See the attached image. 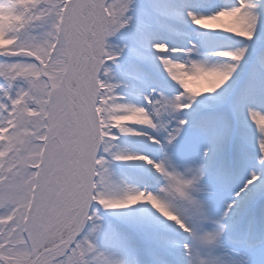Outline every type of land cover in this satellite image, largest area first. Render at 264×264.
<instances>
[{"label":"snow or ice","instance_id":"snow-or-ice-1","mask_svg":"<svg viewBox=\"0 0 264 264\" xmlns=\"http://www.w3.org/2000/svg\"><path fill=\"white\" fill-rule=\"evenodd\" d=\"M134 7L0 0L19 17L5 24L11 43L0 48V264H120L96 237L123 247L131 233L99 225V207L124 210L122 223L143 234L140 264H193L197 248L221 233L227 264H264V234L254 235L250 209L264 197V0H199L172 17L148 4L146 24L188 18L208 30L187 49L153 43L158 53L190 57L214 42L216 62L160 56L178 88L171 96L153 89L145 106L123 102L109 83L108 62L119 54L107 38L130 24ZM258 25L253 48L243 41H256ZM225 33L242 46L229 48ZM121 135L145 137L146 154L114 151ZM113 161L143 162L151 168L139 179L164 183L158 192L126 186L117 194ZM144 205L172 222L171 234L136 215ZM209 256L208 264H225Z\"/></svg>","mask_w":264,"mask_h":264},{"label":"bare ground","instance_id":"bare-ground-1","mask_svg":"<svg viewBox=\"0 0 264 264\" xmlns=\"http://www.w3.org/2000/svg\"><path fill=\"white\" fill-rule=\"evenodd\" d=\"M150 1L151 0H137L136 9L133 11V15H132L133 17V20L131 21L132 27L127 30V34L128 36H130V40H128L127 38L124 39V41L128 43L131 41V39H135L138 42L142 43V46L144 48L142 50L140 59L142 62H144L147 65L140 67H132V71L130 70L127 73V76L123 77L126 81L125 89H124L125 92L123 94L124 97L127 96L128 98H130L131 101L140 102L143 104H145L144 101L145 96L143 95L144 92L148 94V96H152L154 95L152 90L155 89L156 93H163L164 95L170 93L174 95L176 88H178V86H176L174 82L170 80V77L168 76L167 72L164 70L163 65L161 64L159 59L160 56L170 55L173 59H178L182 62L188 59H203L206 60L209 64L216 62L215 58L210 57L208 55V52L211 50L210 48L214 46V42L208 44L210 48H206V46L201 47L199 50V55L193 53L190 57L187 56L182 51L177 53H164V54L158 53L152 47L153 43H165L170 49L171 48L187 49L191 47V44L193 42H197L198 40L200 41L206 40L205 33L208 30L198 28L196 25L192 24L191 20L188 18L181 20H171L169 22V25L165 27H161L159 25L156 28L151 27L149 24L143 22L141 10H140V8L147 6ZM164 1L166 6L164 7L163 12L169 17L175 16V14L178 11L183 10L185 8H187L188 10H192L190 6L199 2V0H164ZM215 1L219 2L218 4L215 5H224L231 3V0H215ZM211 10H212L211 8H205L202 11L204 12V14H207ZM3 11L5 10L3 8H0L1 14L3 13ZM146 18L148 19V17ZM1 21L2 20L0 19V22ZM1 25L2 24L0 23V37L4 36L3 31H1ZM224 35L227 38L226 42L229 48H231L234 43L242 42V38L240 37H234L232 34H228V33H225ZM260 39L261 38H258L257 40ZM243 43H250V42L243 41ZM252 47L255 48L253 44ZM140 74L146 76L149 82L142 83L140 81ZM137 86H140L141 89H136ZM190 86L195 88L197 87V83L190 82ZM147 131L151 134H155L152 129H147ZM123 137H124L122 138L123 140L118 142V144L123 148L122 151L119 152L146 154L143 151V149H138L135 147L136 145L135 142L137 140L145 143L146 139H143V137H132L127 135H124ZM112 164H114L117 168L115 171H112V176L115 180V183H113L112 187L114 188L115 186L114 190L117 189L119 194H121L122 189L126 186L138 188V189H144L145 184H147L149 189V187L152 185L150 181L151 177L148 178L149 181L148 180L142 181L139 179V177L141 176H148L146 169H150L151 166L144 165L143 162H138V161H129V162L113 161ZM151 172L153 176L158 175L155 173L154 169H152ZM163 183L164 182L162 181L161 184L163 185ZM259 201L260 202L264 201V197H260ZM99 211H103L109 216H113V214H115L113 210H104L102 207H99ZM136 215L145 218L148 222H150L153 226H155L159 232L162 233L164 232L168 234L172 233L171 224L169 225L168 221L165 218H163L157 213H154V211L149 206L147 205L138 206ZM115 218L118 219L117 220L118 223L120 222L122 223L120 216H115ZM252 223H253L254 235L255 233L256 236L262 235L261 233L263 232L261 230H263L262 226H264L263 225L264 210H263V218L256 219L254 217ZM109 224L112 225V227L113 226L118 227L117 225H115V223L112 224L109 223ZM119 229L122 232H125L121 228ZM137 234L140 241V245H138V243H135V246H133L134 249H131L130 259L127 257L119 256L117 261L120 262V264H140V261L143 259V249L141 246L144 245L146 242L144 240L142 233L137 232ZM95 242L99 247V249H101V247L104 246H112V247L118 246L112 242H106L105 236L103 234H98ZM130 248L131 247H129L128 249ZM114 249H118V248H114ZM114 249L109 248L107 252H113ZM108 256L110 257V255ZM210 259L211 257L208 256L201 260H203L204 263L207 264Z\"/></svg>","mask_w":264,"mask_h":264},{"label":"rangeland","instance_id":"rangeland-1","mask_svg":"<svg viewBox=\"0 0 264 264\" xmlns=\"http://www.w3.org/2000/svg\"><path fill=\"white\" fill-rule=\"evenodd\" d=\"M13 2L15 4H26L28 2H30V0H13ZM156 2V3H155ZM152 3V5L154 4L156 7L160 8L162 11L164 9L165 5V1L164 0H154ZM210 4H218V1L215 0H209ZM235 0H231V4H234ZM134 4H137V0H134ZM5 11H3V13H0L1 16V31H3V28L5 26V24H10L13 23L14 21L18 20L19 17L15 16L12 14L11 9H6L3 8ZM136 9V7H134L133 9H131L129 11V15L132 16L133 15V11ZM141 10V15L143 18V22L146 23L147 21V11H146V6L140 8ZM149 25L151 27H157L158 25L153 23H149ZM132 27V24L130 22V24L128 26H126L124 29H121L119 32H117L116 34H114L113 36H110L107 38V43L110 47V49L113 52L118 53V59L116 60V62H108V67L110 68V78H109V83L116 85V93L123 99V102H127V103H132V104H136L139 106H145V104L140 103V102H135V101H131L130 98H128L127 96L124 97V89H125V79L123 78L124 76H127V73L131 70L132 71V67H140V66H144L147 65L144 62L141 61L140 56L142 54V50L144 49L142 46V43L138 42L135 39H131V41L125 42L124 39L127 38L128 40H130V36H128L127 34V30L130 29ZM33 31H37V29H33ZM258 38H261L260 40H257ZM262 41V36H261V27L258 25L257 28V38L255 42H250L251 44H253L255 47H258L259 44ZM11 41L5 40L4 36L0 37V48L5 47L6 45L10 44ZM242 46V44L240 42L234 43L233 46L231 47L232 49L237 48ZM206 48H210L209 45L206 46ZM211 49V48H210ZM158 80V79H156ZM140 81L142 83H148L149 80L146 76L141 75L140 74ZM142 86V85H140ZM140 86H137L136 89H141ZM150 91V90H149ZM170 92V90H169ZM144 96H148V94H146L145 92L143 93ZM168 96H171L172 94H165ZM139 127V126H138ZM250 134L252 135L253 138V143L255 142V133L252 131V129H249ZM151 134V133H149ZM124 135H121L120 138L116 141H114L115 144V148L114 151H122V146H120L118 144L119 141L123 140L122 138ZM3 138V134L0 133V139ZM143 139H146L145 137H143ZM142 140V139H141ZM135 147L138 149H143L144 147V142L137 140ZM3 154H0V157H2ZM117 168L114 164L111 165V172L115 171ZM155 174V173H154ZM115 183V180H114ZM134 184V183H133ZM160 186H162V184H157L155 181L152 180V185L149 187L148 189V185L145 184V188H147V190L153 191V192H158V189L160 188ZM115 188V186H114ZM144 188V189H145ZM115 191L117 192V194H119V192L117 191V189H115ZM260 198V197H259ZM259 198H257L251 205H250V209H254L255 210V217L257 219L263 218V210H264V201L260 202ZM120 211V212H118ZM124 210H113V212L115 214H113V216H109L106 213H104L103 211H99V215L102 219H104L105 221V225L104 227H106V229L112 227V225H110L109 223H115V225H117L119 228H121L122 230L125 231V233H131V237L130 239L127 240L125 246L121 247V246H116V247H112V246H104L101 247V251H104L105 253L107 252L106 250L109 248H118V249H114V251L112 252V256H113V260H117L119 256L122 257H129L131 256V249H134L133 246H135V243H138V245H140V241L138 238V234L137 232H132L131 229H128L127 226L123 223H118L117 220L115 218V216H118L117 213H121ZM108 219V220H107ZM114 221V222H113ZM168 224H172V222L168 221ZM264 225V224H263ZM165 227V226H163ZM263 231H264V226H262ZM164 233V232H163ZM129 247H131L130 249H128ZM200 264H205L203 260L200 259ZM208 264V263H207Z\"/></svg>","mask_w":264,"mask_h":264},{"label":"clouds","instance_id":"clouds-1","mask_svg":"<svg viewBox=\"0 0 264 264\" xmlns=\"http://www.w3.org/2000/svg\"><path fill=\"white\" fill-rule=\"evenodd\" d=\"M99 225H101L102 227L105 224L104 219H102L100 217V219H98L96 221ZM207 231L211 232L213 231L212 229H208ZM224 245V235L223 233H221L219 236H217L215 241H211L209 242L208 245L203 246L202 248H197V250L195 251L194 255H193V264H200V259H203L205 257L209 256V249L212 250V256L215 257H219L220 259H222L225 264H227V260H228V256L227 254L222 250Z\"/></svg>","mask_w":264,"mask_h":264}]
</instances>
